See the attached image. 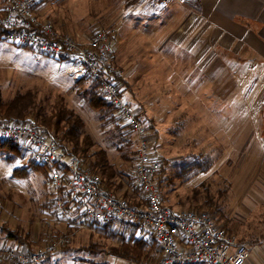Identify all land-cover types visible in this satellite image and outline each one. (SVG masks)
<instances>
[{"label": "rangeland", "instance_id": "1", "mask_svg": "<svg viewBox=\"0 0 264 264\" xmlns=\"http://www.w3.org/2000/svg\"><path fill=\"white\" fill-rule=\"evenodd\" d=\"M192 1L187 3L196 6ZM142 2L44 0L36 7V12L40 20L51 22L59 33L70 34L77 39L90 37L100 28L112 30L115 45L112 62L116 69L122 71L120 78L127 81L123 85L125 99L135 108L140 106L150 112L158 108L166 114L165 133L168 141L158 147L171 158L166 159L168 163L162 183L166 205L181 210L203 209L214 213L220 223V219H226L224 209L228 211L230 207L231 197L227 199L224 195L231 185L230 178L236 177L234 193H237L243 184L239 183L237 188L238 181L247 180L253 172L255 160L252 156L259 157L255 138L262 130L264 120L254 111L253 104L259 88L255 83L247 89L230 87L224 99H218L211 97V88L205 87L203 82L199 96L203 101L197 108L191 106L190 94L186 95V91L201 72L190 66V53L183 54L184 46H175L169 40L163 44L164 40H160V37L161 34L171 37L176 29L171 22L186 21L189 12L194 9L188 6L164 8L163 4L167 3L164 0H152L146 7H142L139 5ZM5 5L6 0H0V16ZM131 6L137 7L129 11ZM157 29L161 30L160 36L153 35ZM161 44L163 47L166 44L167 53L170 49H175V54L181 51V69L178 65L174 67L172 63L161 60L157 53ZM166 59L172 61L173 57L167 56ZM86 72L80 62L60 60L23 45L0 40V92L3 100L23 97L20 101L24 102L18 110L24 114L22 119H31V123L35 122L45 128H48L45 121L60 109H67L80 116L85 123V133L94 142L90 153L104 150L109 163L119 173L123 171L125 174L113 179L116 185H120L117 193L125 192L129 198L133 193L139 195L133 179L137 148L135 137L122 128L121 131L131 144L128 143L121 150V131L114 124L101 128L97 111L88 103L89 94L85 92L91 82L86 79L76 84ZM148 101H154L155 104L151 102L148 105ZM178 107H182L183 112L176 118L175 110ZM148 121L145 119L144 122L149 124ZM119 125L122 126L123 122H119ZM243 131L246 136L238 135ZM197 154L201 158L196 162L208 168L199 171L198 167L189 165L196 160L194 156ZM8 155L13 158L8 159ZM30 157V153L25 151L0 148V201L3 203L0 208V225L22 231L25 236H29L36 249L62 235L66 229V218L56 211L52 203L54 195L48 184L47 172L41 167H29L28 173L24 175L14 173V168L24 167ZM206 200L213 201L216 206H203ZM121 226L119 231L112 227H95L97 232L92 231L91 236H83L82 243L85 246L79 255L112 253L136 228L128 224ZM122 230L123 234L120 232ZM0 237H4L1 231ZM148 239L151 240V237ZM8 242L9 246L14 244L12 240ZM158 259H144L141 264Z\"/></svg>", "mask_w": 264, "mask_h": 264}, {"label": "built area", "instance_id": "2", "mask_svg": "<svg viewBox=\"0 0 264 264\" xmlns=\"http://www.w3.org/2000/svg\"><path fill=\"white\" fill-rule=\"evenodd\" d=\"M43 1L7 0L0 16V27L6 30L4 39L60 60L80 62L94 79L101 80L107 98L137 138L135 181L145 206L106 190L100 174L83 168L79 158L64 150L60 139L41 126L9 123L0 118V139L30 153V158L46 167L54 195L52 203L75 231L92 223H127L141 232L153 233L163 254L157 261L144 264H246L250 255L247 246L226 232L208 211H173L164 203L158 183L163 156L154 144L149 125L125 99L114 79L122 71L112 62V30L100 28L83 39L61 34L51 22L39 19L36 7ZM69 202H74L73 212ZM2 205L0 201V208ZM72 235L62 234L34 251L9 249L0 264H42L68 246Z\"/></svg>", "mask_w": 264, "mask_h": 264}, {"label": "crops", "instance_id": "3", "mask_svg": "<svg viewBox=\"0 0 264 264\" xmlns=\"http://www.w3.org/2000/svg\"><path fill=\"white\" fill-rule=\"evenodd\" d=\"M188 1L192 0H164L165 3L167 2L163 4L164 8L177 9L188 6L195 11L191 10L189 12L186 21L171 22L176 28L171 37L164 36V34H161V30L158 29L156 33L153 32V35L160 36L161 34L160 40H164L163 44L169 40L175 46L178 45L181 48L184 46L182 48L184 49L183 54L190 53V66L201 72L199 77H195L196 81H192L193 85H190L188 91H186V95L187 93L190 94L191 106L197 108L201 105L203 100L199 96L203 82H205V87L211 88V97H217L218 99H221V97L224 99L230 87L247 89L252 83H255L259 91L255 93L254 111L260 114L264 120V0H193L192 2H195L196 6L188 4ZM150 2L152 0H143L139 5L146 7ZM136 7L131 6L129 11L131 8ZM158 12L160 13V10ZM174 14L176 12L173 13V17ZM162 28L163 31L164 27ZM163 44L157 48L161 60L172 63L174 67L178 65L177 67L181 69V58L183 57V55L181 57V51H179L180 54H175V49H170V52L167 53L166 44L164 47ZM167 56H172L173 60L166 59ZM225 91L226 93H224ZM151 102L154 103V101H148L147 104L149 105ZM137 109L147 116L146 119L155 127L151 133L156 148L163 158L171 159L158 148L162 142L168 141L165 133V125L167 124L165 122V112H161L162 109L158 108H154L150 112L140 106ZM175 111L177 113L175 116L178 118L177 116L183 112V109L178 107ZM238 135L246 136L244 131L238 133ZM255 143L258 144L257 153H259V157L252 156L255 160L253 172L247 180L238 181L237 188L239 183L243 184L237 189V193H234L236 177L230 178L231 185L224 193L227 199L231 197L230 207L228 211L224 209L226 219H220L219 223L226 232L233 235L249 249L250 255L246 264H264V124L255 138ZM229 191H231L230 194ZM125 195L128 194H125V192L116 194L119 197H125ZM131 195L129 200L135 205L145 206L140 194L134 195L133 193ZM68 206H71V212L75 210L74 202H69ZM169 208L173 211L181 210ZM222 216L224 217V215ZM65 225L66 229L62 234L74 232L71 243L51 255L42 264H135L112 253L98 255L99 252H96L93 253L94 256L79 255L83 252L82 248L85 246L82 243L83 236L87 234L91 236L92 231L97 232L95 227L102 228L104 225L94 224L93 227L88 226V228L78 231L74 230L73 224L66 223ZM121 225L122 223H118L111 226V229L119 231ZM120 232L123 234V230ZM135 234L138 237L143 236L145 238L150 236L154 241V237L150 232L137 230ZM13 243L9 246L8 240L5 237H0L1 262L4 261L5 253L9 249L27 250L26 246H21L16 242ZM154 244L152 257L158 259L163 252L157 242Z\"/></svg>", "mask_w": 264, "mask_h": 264}, {"label": "trees", "instance_id": "4", "mask_svg": "<svg viewBox=\"0 0 264 264\" xmlns=\"http://www.w3.org/2000/svg\"><path fill=\"white\" fill-rule=\"evenodd\" d=\"M3 12H4V8L2 9V14ZM5 33L6 30L0 27V40L4 39ZM24 47L31 48L28 46H24ZM120 77L121 76H116L114 79L117 80L118 84L123 89V85H125L127 81L126 79H121ZM86 79H88L91 82L90 87L86 88L85 90L86 94H89L88 103L92 106V108H94L97 111L101 128L105 129L108 126L114 124V126L118 130L121 131L122 128H125L128 130L129 134L135 137L137 148H136V158L134 159V163L136 162L135 163L136 165L138 161V153H137L138 143H137V138L134 135L132 129L129 127V125H127L124 122L121 114L117 111V109L112 105V103L107 98L105 92L101 87L100 79H94L87 71L86 75L79 78L76 84H81L80 82L85 81ZM20 99H24V98L18 96L17 99L4 101L0 92V118L9 123H17L22 125H31V124L37 125L35 122L31 123L30 122L31 119H29L30 121L28 119H22V116L24 114H21L20 112H18V110H20V105L24 102V100L20 101ZM139 114L141 118H143V120L145 121L146 118H144L143 113L139 111ZM15 116H18V118H14ZM121 121L123 122L122 126L119 125V122L121 123ZM148 122H149L148 125L150 131L153 132L155 127L150 121ZM45 124L48 126V128L52 129L56 135L48 128L45 127L43 128L48 133L60 139L61 146L64 150L68 151L72 155L77 156L83 168L100 174L103 179L104 188L112 192L113 194L116 193L115 191L119 189L120 185L119 184L116 185L113 179L116 176L121 177L122 175L125 174L123 171L122 173H119L120 171L118 172L115 169V166L109 163L107 153L104 150H98L93 153H90V149L94 146V142L90 137V135L85 133L84 131L85 123L80 116L75 115L73 112L68 111L67 109H60L55 115H53L51 119L46 120ZM120 140L122 141V145L119 146L121 150L124 149V147L128 143L131 144V142H129L128 137H126V134L122 131L120 132ZM0 148H8L10 150H17L22 152V149L20 147L15 146L10 142H8L7 140H2V139H0ZM123 153H124L123 156H125L126 153L125 152ZM195 157L196 160L192 164H189L191 167H198L199 171L200 169L208 168L207 165L203 166V164H201L200 162H196L201 158L199 154L195 155L194 158ZM12 158H13L12 156L8 155V159L11 160ZM167 163H168L167 160L163 158L161 170L158 175V183L164 200L165 197L162 191V183L165 180L164 172ZM29 167H33V168L41 167L45 172H47L46 167L44 165L36 163L32 158L28 160L27 164L24 167L21 168L20 166H16L13 171L15 174L24 175L28 173L27 169ZM133 179L137 189L135 177H133ZM137 191L139 192V190ZM125 198L129 199L128 195H126ZM214 205L216 206V204H214V202L211 200L209 201L206 200L203 202V206L208 208H213ZM217 208H219L218 205ZM209 213L219 223L218 221L219 219L216 217V215L212 212ZM94 224L102 225L100 223H92L90 225L88 224V226L91 227V225ZM122 224H127V223H122ZM128 225L136 227L135 225L132 224H128ZM104 226H106L107 228L111 227V225H104ZM134 229L135 231H133L128 238H124L122 240L119 247H116L115 249L112 250V254L126 258L134 262L135 264H141L142 262H144L143 261L144 259L145 260L153 259L152 251H153V245L156 242V240L155 238L154 241H152L153 239L150 240L143 236L138 237L135 234L138 228L136 227ZM0 231L7 240H12L13 242H16L21 246H26L27 251L35 250L33 247L34 244L29 240V236L27 235L25 236L22 233V231L18 229H13L10 226H4V224L0 225ZM151 235L154 237L153 233Z\"/></svg>", "mask_w": 264, "mask_h": 264}]
</instances>
